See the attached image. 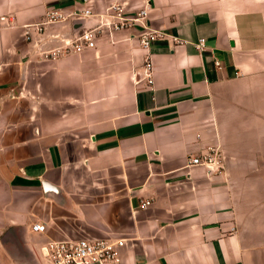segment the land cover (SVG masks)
Masks as SVG:
<instances>
[{
    "label": "crops",
    "instance_id": "crops-1",
    "mask_svg": "<svg viewBox=\"0 0 264 264\" xmlns=\"http://www.w3.org/2000/svg\"><path fill=\"white\" fill-rule=\"evenodd\" d=\"M109 2L0 0V264L104 237L122 264H264V0H152L148 53L136 30L56 58L78 25L25 39L49 9ZM212 149L221 169L188 166Z\"/></svg>",
    "mask_w": 264,
    "mask_h": 264
},
{
    "label": "built area",
    "instance_id": "built-area-1",
    "mask_svg": "<svg viewBox=\"0 0 264 264\" xmlns=\"http://www.w3.org/2000/svg\"><path fill=\"white\" fill-rule=\"evenodd\" d=\"M152 0H141V6L133 13H129L127 5L122 0H110L101 12L95 13L91 7L80 10L66 11L61 8H52L45 12L41 21L25 25V39L33 41V35H42L45 30L52 25H67L75 29L72 38L63 39L62 45L55 47L46 56L56 58L71 52H82L86 49H94L97 46L98 35L108 32L123 30H136L140 46L147 53L152 45L165 38V34L156 29H152L147 24L148 13L151 9ZM5 17H0V21L7 24ZM94 19L93 26H85L86 22ZM175 44L181 43L178 37H172ZM198 50L204 49V39L197 45ZM219 66V62H216ZM153 65L150 56L145 58L144 77L147 81L148 89L153 90ZM188 166L212 167L221 169V155L217 150H210L208 153H201L198 156L188 158ZM152 202L143 200L140 203L142 209L148 208ZM44 224L35 223L32 226L34 232H44ZM235 232V228L231 229ZM126 245L123 238L104 237L96 239L80 240H58L48 241L41 251L51 264H122L121 251Z\"/></svg>",
    "mask_w": 264,
    "mask_h": 264
}]
</instances>
